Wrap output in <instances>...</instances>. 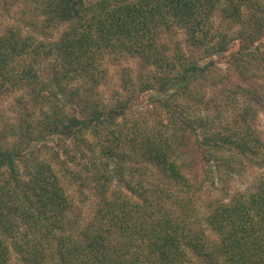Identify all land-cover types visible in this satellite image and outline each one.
Here are the masks:
<instances>
[{"label":"trees","instance_id":"obj_1","mask_svg":"<svg viewBox=\"0 0 264 264\" xmlns=\"http://www.w3.org/2000/svg\"><path fill=\"white\" fill-rule=\"evenodd\" d=\"M0 13V95L23 93L0 118V264H264V0H0ZM61 25L52 41L31 33ZM177 29L189 55L163 38ZM111 57L136 66L105 101ZM142 93L153 122L128 114ZM253 161L248 188L210 194Z\"/></svg>","mask_w":264,"mask_h":264},{"label":"rangeland","instance_id":"obj_2","mask_svg":"<svg viewBox=\"0 0 264 264\" xmlns=\"http://www.w3.org/2000/svg\"><path fill=\"white\" fill-rule=\"evenodd\" d=\"M15 14V13H14ZM214 19L218 22V16L215 15ZM10 18L4 17L2 13H0V32L3 27L4 22H9ZM216 22V23H217ZM68 26L67 25H61L57 28H52L48 31H46V34H40L38 31L30 30L31 33L34 35L35 40H41V41H52L56 39L62 31H64ZM26 31V30H25ZM165 42L169 45L170 49L173 50L174 44L179 41L182 49L186 52L187 55L191 53V50L186 46L184 43V36L182 33V30L177 29L173 32L166 33L164 35ZM257 47H259V53L262 54V57L264 58V36H262L258 42L255 44ZM238 47V43L235 41L231 43V46L229 47V50L227 52H222L219 54H216L210 58L214 59L218 66L225 67L226 61L229 57V53L232 51H235ZM196 56L202 55V52H199L196 50L195 53ZM28 59V58H27ZM205 61V60H203ZM105 66L107 67V80L105 83L101 84L98 88V96L101 97V99L107 101L109 97H111L114 94V91L120 89V69L122 66H130L135 67L136 61L132 58H124L121 61L115 60L114 58H109L108 62H105ZM261 67V65H260ZM43 69V68H40ZM259 84H261L259 82ZM262 87V92L264 93V87ZM17 96H23V93L19 89L12 90L10 92H4L0 95V118H4L7 121H11L14 117L17 116V105H16V98ZM149 95L147 93H142L140 96L135 98L133 103L131 104V107L128 109V114L131 118L139 119L140 121L148 120V122H153L155 120L154 111H152V114L150 115L151 111V105L147 104ZM257 129L259 131V134L262 137V140L264 141V108L258 113L257 117ZM52 141H48L47 145L51 146ZM83 155L78 153V158L76 159L75 167L77 169H81L85 167L84 165L89 162V158L91 157L92 153L87 151L86 149L83 150ZM134 162V161H133ZM137 164L136 162H134ZM251 162H245L240 168L239 172L237 174L230 175L226 178L221 177V180L219 182L216 181V188H214L213 192L210 194L212 196H216L219 194L220 189H224L225 191L228 190V192L233 193L235 191H243L246 188L250 186L254 178L259 173V169L255 166L257 162L253 161ZM154 169L151 165H148L147 170ZM83 171V177H87L85 180V183L82 184V186H78L81 189V192L78 190L77 187L75 191V197L78 199V205L84 209L85 211L90 209V203H88L90 197H92V182L90 179H88L89 174H85L86 171ZM161 176L154 174L152 171L150 173L146 174L143 179L144 181H147L148 183L146 185H150L155 182H160ZM114 186V185H113ZM112 186V187H113ZM127 192V191H126ZM209 193H206L200 202L201 209L204 205L202 202H205L210 198ZM83 198L84 202H80V199ZM202 211V210H201Z\"/></svg>","mask_w":264,"mask_h":264}]
</instances>
